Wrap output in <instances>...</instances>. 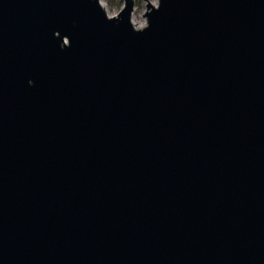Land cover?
Returning a JSON list of instances; mask_svg holds the SVG:
<instances>
[{
  "label": "water",
  "instance_id": "95a60500",
  "mask_svg": "<svg viewBox=\"0 0 264 264\" xmlns=\"http://www.w3.org/2000/svg\"><path fill=\"white\" fill-rule=\"evenodd\" d=\"M0 0V264H264V0Z\"/></svg>",
  "mask_w": 264,
  "mask_h": 264
},
{
  "label": "clouds",
  "instance_id": "9594fccd",
  "mask_svg": "<svg viewBox=\"0 0 264 264\" xmlns=\"http://www.w3.org/2000/svg\"><path fill=\"white\" fill-rule=\"evenodd\" d=\"M136 5L135 11L133 13V23H137L139 21L140 16L143 13V0H133ZM103 7L108 12V17L110 19L115 18L119 15L120 12L124 10V5L120 3V0H101ZM146 25L141 24V27H145Z\"/></svg>",
  "mask_w": 264,
  "mask_h": 264
},
{
  "label": "rangeland",
  "instance_id": "374dc122",
  "mask_svg": "<svg viewBox=\"0 0 264 264\" xmlns=\"http://www.w3.org/2000/svg\"><path fill=\"white\" fill-rule=\"evenodd\" d=\"M149 1L152 4H154V5H157V3H158V0H149ZM120 3L123 4L122 2H120ZM143 5H144L143 13L140 16L139 21L137 23H133L134 26L137 27V28H144V27H141V24H144V25L147 24V19L145 18V15H146V12H147V3L144 0H143ZM135 8H136V5H135ZM135 8H134V11H135ZM132 22H133V17H132Z\"/></svg>",
  "mask_w": 264,
  "mask_h": 264
}]
</instances>
